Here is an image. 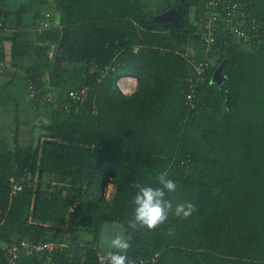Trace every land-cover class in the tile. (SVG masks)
<instances>
[{
    "label": "trees",
    "instance_id": "1",
    "mask_svg": "<svg viewBox=\"0 0 264 264\" xmlns=\"http://www.w3.org/2000/svg\"><path fill=\"white\" fill-rule=\"evenodd\" d=\"M38 1L0 0V17L13 29L11 64L34 58L27 79L42 89L36 104L50 91L57 103L49 104L64 113L34 125L26 144L19 123L15 145L0 140V261L13 242L66 236L86 240V257L65 249L60 264H96L92 245L106 251L102 225L126 227L133 185L158 186L167 170L178 184L174 204L197 211L132 232L130 259L160 252L155 264H264V37L251 48L222 39L208 47L199 23L207 0H169L154 13L144 0H52L49 25L35 27ZM172 8L176 18L160 16ZM248 10L264 20V0ZM193 42L206 58L194 55ZM201 59L211 68L188 103L192 63ZM222 63L223 79L214 80ZM73 65L84 71L81 83H70ZM126 75L137 78L132 93L118 83ZM85 86L83 101L70 95Z\"/></svg>",
    "mask_w": 264,
    "mask_h": 264
},
{
    "label": "built area",
    "instance_id": "2",
    "mask_svg": "<svg viewBox=\"0 0 264 264\" xmlns=\"http://www.w3.org/2000/svg\"><path fill=\"white\" fill-rule=\"evenodd\" d=\"M255 0H207L208 9L200 14L199 23L202 26L204 43L210 47L217 39H222L223 43L228 45L230 42H239L246 47H253L256 41L264 37V20L259 21L249 10ZM209 12V14H207ZM50 22H46L48 26ZM6 28L5 19L0 17V74H3L6 68V60L4 56V47L1 40L3 31ZM56 49L52 46L48 50V55L52 59L55 57ZM193 72L189 76L188 90L186 101L192 103L196 97L197 89L206 78L211 62L207 59H201L192 63ZM110 66L107 67L108 70ZM30 95H37L42 89L34 82H30ZM88 93V86L81 90L72 89L70 95L79 101H83ZM49 100L57 103V100L47 93ZM86 246L85 243H80ZM74 245L65 240L45 239L38 242H32L28 239H22L17 242L6 245L5 259L0 264H22V256L24 253L33 254L42 264H60L56 259L58 251L68 249L73 250ZM96 250V264H105L104 257L106 251L99 245H92ZM72 254V252H71ZM160 256V252H156L149 257L142 258L143 264H155Z\"/></svg>",
    "mask_w": 264,
    "mask_h": 264
},
{
    "label": "crops",
    "instance_id": "3",
    "mask_svg": "<svg viewBox=\"0 0 264 264\" xmlns=\"http://www.w3.org/2000/svg\"><path fill=\"white\" fill-rule=\"evenodd\" d=\"M44 1L46 0H39L37 3V10L34 13L33 17L34 26L35 22L37 21L36 14L39 8L44 7V5H41ZM150 3L152 4L154 2H146L148 9L149 6H153ZM155 3L156 6L154 7V9L158 11L159 9L168 7L170 1L161 0L158 2L157 0ZM46 4L48 7L49 3ZM12 30V26L6 28L1 36L5 52L6 68L4 73L0 74V140L3 138L7 139L11 146L15 145L14 142L12 143V140L14 139L18 123L20 128V141L23 142V140H26L28 143L33 137L34 125H37L39 123L37 120V115H41V117L43 116V113L41 112L40 114L38 111L39 105L32 102V99L30 97V88L28 87L27 71L34 62V58L20 56L18 57V66H13L11 64L12 40L10 39V37L12 38ZM74 67L75 65H73L71 69H75ZM119 85L123 89V91L127 93L131 92L135 88L137 89L138 81L134 75H126L121 78ZM46 117L50 119L49 116ZM6 128H10L13 135H6ZM88 237H92V235L90 234ZM67 239L68 238L65 236L62 240H70ZM68 242L72 243L74 247L81 248L80 261L83 262L86 257V247L79 244L85 243L87 245V243L84 241L80 242L74 240H70ZM22 264L42 263H40L33 254L24 253L22 256Z\"/></svg>",
    "mask_w": 264,
    "mask_h": 264
},
{
    "label": "clouds",
    "instance_id": "4",
    "mask_svg": "<svg viewBox=\"0 0 264 264\" xmlns=\"http://www.w3.org/2000/svg\"><path fill=\"white\" fill-rule=\"evenodd\" d=\"M155 179L158 186L133 185L137 191L132 201L134 209L126 227L115 222L102 225L101 243L106 247L105 264H138L137 260L128 256L133 239L132 232L139 229L153 231L165 224L170 215L187 219L197 211L192 202L174 204L169 194L177 191L178 184L170 178L167 170L159 172ZM167 234L173 235L174 230L170 228ZM139 264H143V261L140 260Z\"/></svg>",
    "mask_w": 264,
    "mask_h": 264
},
{
    "label": "rangeland",
    "instance_id": "5",
    "mask_svg": "<svg viewBox=\"0 0 264 264\" xmlns=\"http://www.w3.org/2000/svg\"><path fill=\"white\" fill-rule=\"evenodd\" d=\"M149 1L150 2H154L152 4L150 3L153 6H149V11H151L152 13H154L156 11V9H154V7L156 6L155 5L156 4L155 2L157 0H145V2H148V3H149ZM159 1H161V0H158V2ZM50 2H51V0H46V1L42 2L41 5H44V7L39 8V10H38V12L36 14L37 21L35 22V27H45L46 22H49L50 21L49 18H46L48 15H53V9H52L53 6H52V2L51 3ZM46 3H49L48 7H47V4ZM207 14H209V12H207ZM167 17L172 19V18H176L177 16H176V13H171L170 16H167ZM10 39H11V37H10ZM190 50L198 58H206L208 56V51L207 50H204V48L201 46V44H198V43L193 42ZM55 57H54V59H55ZM215 62H216V60H214V63ZM83 77H84V71H81L80 69L79 70L73 69V70L70 71V77H69L70 83L71 82H75V81H77L78 83H81L83 81ZM121 78L118 80V83H120ZM44 80L47 83L49 82V80H50L49 71L45 75ZM135 90H136V88L134 90H132L131 92H133ZM131 92H127V93H131ZM49 95L52 97V100H54L53 93L49 91ZM30 97L32 99V102L33 103H36L35 102V96L30 95ZM49 102H51V100H49L48 96L45 97L43 95L42 101H41V103L39 105V108H38L39 113L40 114H41V112L43 113V116L42 117H41V115H37V120H38L39 123L40 122H44V121L45 122H48L50 119L59 118L64 113V110L61 108V106L59 104L53 103V105H51V103L49 104ZM9 103H10V100H9ZM69 107L70 106H68L67 108H65V112L70 111V108ZM46 116H49L50 119H48ZM5 131H6V133H5L6 135H8V134L9 135H13L12 130L10 128H6ZM14 139H15V135H14ZM14 139L12 140V143L15 142ZM23 143L26 144L27 141L26 140H23ZM115 191H116V184L111 180V178H109L106 181V183H105L104 195L107 198H112L113 195L115 194ZM85 235L88 237L90 234L86 233ZM68 239H70V238H68ZM68 241H70V240H68ZM74 241H78V240L76 239ZM79 241L80 242L81 241L86 242V240L84 238H80Z\"/></svg>",
    "mask_w": 264,
    "mask_h": 264
},
{
    "label": "water",
    "instance_id": "6",
    "mask_svg": "<svg viewBox=\"0 0 264 264\" xmlns=\"http://www.w3.org/2000/svg\"><path fill=\"white\" fill-rule=\"evenodd\" d=\"M177 10H175L174 8L172 9H169L168 11H166L165 13L161 14L160 16H164V17H167V16H170L171 13H176ZM168 18V17H167ZM170 19V18H169ZM223 66H224V63H222L215 71L214 73V80H217V81H222L223 79V73H222V70H223Z\"/></svg>",
    "mask_w": 264,
    "mask_h": 264
}]
</instances>
